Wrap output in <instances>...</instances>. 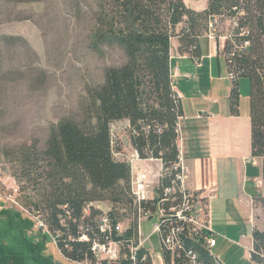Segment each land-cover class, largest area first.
<instances>
[{
  "label": "trees",
  "instance_id": "1",
  "mask_svg": "<svg viewBox=\"0 0 264 264\" xmlns=\"http://www.w3.org/2000/svg\"><path fill=\"white\" fill-rule=\"evenodd\" d=\"M223 19L230 21V31L216 33ZM209 32L216 39L226 37L232 114L240 112L239 79L250 80L251 157L261 159L264 184V0H207L202 11L188 7L185 0H102L93 39L98 44L117 42L126 62L108 67L104 81L87 88L80 114L54 123L44 148L34 141L3 151L22 192H35L29 204L60 231L58 247L65 258L95 259L92 242L79 239L80 226L89 223L91 235L104 238L97 226L103 210L91 205L101 201L111 205L108 215L115 223L128 226L113 234L115 240L126 243V258L114 264H133L128 245L137 239V224L131 167L114 156L110 127L115 121L128 120L136 130L131 143L142 157L152 152L167 163L175 161L183 108L173 87L171 38H178L181 53L196 59L200 57L198 40ZM154 127L164 128L158 133ZM254 198L264 206V194ZM87 206L89 214L84 213ZM252 236V257L264 264V230L255 227ZM187 247L197 252L199 264H223L202 241L187 240ZM144 256L146 250L140 249L138 264H152ZM185 260L180 259V264Z\"/></svg>",
  "mask_w": 264,
  "mask_h": 264
},
{
  "label": "rangeland",
  "instance_id": "2",
  "mask_svg": "<svg viewBox=\"0 0 264 264\" xmlns=\"http://www.w3.org/2000/svg\"><path fill=\"white\" fill-rule=\"evenodd\" d=\"M101 1L0 0V212L14 213L19 221L22 220L21 223L26 229L24 232L0 224L1 235V230L4 235L6 232L8 235L16 234L10 238H3L0 248L7 249L11 254L0 259V264H72L60 256L59 241L55 242L53 232L39 229L35 220L29 216L27 210L32 211L35 207L31 206L28 200L35 195V192L31 189L22 192L19 182L13 176L14 170L5 159L3 151L6 147H19L34 141H37L40 148H44L54 123L62 119L77 118L80 114L81 103L87 96V88L102 83L108 67L120 66L126 62L127 56L117 42L98 44L93 39L92 29ZM196 1L199 8L207 2V0ZM229 28L230 21L223 19L216 33L226 34L230 31ZM210 29L214 30L211 27ZM202 46L204 54L202 66H198L193 58L188 56L181 60L174 58L172 62L173 67L178 65L182 72L193 75L187 80L182 75L184 73H181L175 75L174 79V83L185 96L183 98L185 111L188 115L194 112L195 117L198 112L207 115L218 112L220 115L218 120H225L220 134L225 145L234 148L233 132L236 130L235 132L240 134V146L245 143L246 149L250 152V127L247 129L232 127L231 122L226 119L230 114H224L230 111L227 89L231 85V79L226 69L223 51L221 49L220 57H210L209 46H205L204 40ZM183 85L187 91L182 87ZM239 91L241 117L248 120L250 96L248 78L239 79ZM195 97L198 99L197 102H193ZM211 99L213 103H217L212 104ZM200 116L203 114L201 113ZM186 121L187 115L181 122L182 135L180 134L185 158L194 159L198 154H207L208 135L214 132L213 127L211 130L202 127L199 133L192 134L191 127H188L191 123ZM119 122H113L111 127L114 124L117 126ZM199 141L203 146L199 145ZM111 144L115 150V144ZM239 152L241 148L228 159L217 158L219 160L217 196L220 199L218 202L226 207L219 216L224 225L235 224L241 228L244 237H250L253 224L264 230V206L260 200L254 198L264 194V184L262 179H257L258 161L255 159L246 158L248 161L244 174L245 166L240 165ZM257 160L261 162V159ZM9 193L14 194L16 199L4 200L2 195ZM95 203L101 204L103 208L111 206L108 202ZM218 211L216 204L215 207L212 206V220L217 219ZM21 213L26 214L30 220L22 219ZM0 217H5V214H0ZM155 223L157 217L143 222L145 237L154 230ZM30 225L35 226L33 232L37 235H28L27 228ZM22 233H26L27 238L22 237ZM219 234L216 232V240L223 239ZM226 241L237 245L235 239L226 238ZM146 246L150 247L153 255L162 251L158 232L151 236L150 243ZM122 249L124 250V247ZM122 249L121 253L124 256ZM238 249L219 243L214 253L223 260H226L225 255H229L234 260L239 259L245 263L247 261L243 254L245 250ZM97 261L102 260L95 256L94 260L80 263L95 264ZM154 264L165 263L154 256Z\"/></svg>",
  "mask_w": 264,
  "mask_h": 264
},
{
  "label": "built area",
  "instance_id": "3",
  "mask_svg": "<svg viewBox=\"0 0 264 264\" xmlns=\"http://www.w3.org/2000/svg\"><path fill=\"white\" fill-rule=\"evenodd\" d=\"M211 27L213 26L211 25ZM210 33L214 37V34ZM178 97L181 99L180 93H178ZM120 124L121 126H119ZM163 128L154 127L158 133H161ZM150 129V127H146L147 131ZM135 132V128L131 127L128 120L120 121L117 126L114 124L111 127V140L115 144L114 156L128 162L131 167L130 185L134 200L137 239L128 245L130 258L133 264H138L137 252L144 249L147 255L144 256V260L150 258L153 262L155 256L165 264H180V259L186 258L183 264H198L197 258L193 257V253L187 248V241L182 240V233L191 234V240L202 241L206 247L216 246V232L213 230L210 220V200L215 197L217 189L215 187L197 189L190 186V196L185 197V206H176L175 190L174 186H171V173H180L183 175L184 181L189 179L181 147L177 145V159L170 163H167L161 156L154 157L152 152L149 156L142 157L131 143V134ZM178 134L180 137L181 129L179 127ZM125 146H129V148H125ZM2 196H4V200L13 201V198L16 199L12 193ZM91 205L103 210V213L97 218V226L100 233L104 234V238L91 235V226L89 223H85L80 226L79 239L92 242L91 249L94 256L102 260L95 264H103L104 261L107 264L118 263L126 258V255L122 256L121 253V249L126 243L115 240L113 234L122 232L124 225L121 222L115 223L108 215L109 209L102 208L101 204L92 203ZM27 212L35 220L39 229L47 232L52 231L55 242L61 240L60 231L49 227L39 209L33 208L32 211L27 210ZM84 213H90L89 206L84 209ZM156 217L157 223H155L154 230L148 237H145L143 222L151 221ZM156 226H163V233H158L162 251L153 255L146 245L150 243L151 236L156 233ZM167 256H170L169 260Z\"/></svg>",
  "mask_w": 264,
  "mask_h": 264
},
{
  "label": "crops",
  "instance_id": "4",
  "mask_svg": "<svg viewBox=\"0 0 264 264\" xmlns=\"http://www.w3.org/2000/svg\"><path fill=\"white\" fill-rule=\"evenodd\" d=\"M196 2H197L196 0H185V3L187 4L188 7L195 9L197 11L202 10V9L204 10L207 7V2L201 8H199L197 6ZM202 40L205 41L206 47L209 46V51H210L209 56L210 57H215V56L220 57L221 56V49L223 51V56H224V47H225L226 37L220 36L218 39H216V37H212L211 34L205 33L198 40L200 57L193 59L194 62L198 64V66H202L203 58H204ZM179 45H180V43H179V40L177 37L171 38L170 54H171V73H172V78H173V87L181 95V104H182V108H183V117L179 120V128L180 129L182 128L181 122L183 119H186V115H187V121L186 122L191 123V125L188 127H191L190 131L192 134L193 133H195V134L199 133L200 129L202 127L209 128L210 130L213 127V129H214V132H211L208 135L209 144H208L207 154L206 153L198 154V156H196V158H194V159H186L185 158L184 148H183L184 146L182 143V136H181V138L179 137V139L177 140V145L179 147H181V151L183 153L185 163L188 166L187 168H188V173H189V179H188L189 186H191L192 188H197V189H205V188L209 189L212 187H215L217 189V191L215 193V197L210 200V220H211V226H212L213 230L215 232H219L222 235L221 238H223V239H217V244H216V246H214L211 249V252L223 264H263V263H259V262L255 261L252 257V254H251V247H252V243H253L252 231H251L250 237H248V236L244 237V235L242 234V230L239 226H237L235 224L231 225L229 223L224 225V223H223V221L219 215H222L221 213H223L226 210V207L223 203L218 202L220 199L218 198L219 196H217L218 192H219V186H218L219 178L217 177L218 176L217 166L219 164V160L217 158L218 157L219 158L224 157V158L228 159L230 155L234 156L235 152L239 151V148H241V152H239V154H240L239 157L241 158V164L240 165H242V167L245 166V171H244V174H245L246 169H247V161H248L246 158H248V157H250V159L252 158L251 157V143H250V152H248V149H246L247 145H245V143L242 146H240L241 145L240 134L235 132L236 131L235 130L233 132V135H235L234 141H233L234 148L227 147L223 141V137L220 136L221 129L223 127V122L225 120L223 119L222 121H219L218 119H219L220 115L216 111L211 112L210 115L209 114L207 115V114H204L203 112H201L203 114V116H200L201 113L198 112L199 114L197 113L196 117L194 116L195 115L194 112H191L190 115H188V112L186 113L185 106L183 104V98L185 96L183 95L182 90L180 88H178L176 86V84L174 83L175 75H181V73H184V72H182L180 70V67L178 65L173 67L172 62L174 61V58L181 60V59L187 58V56L188 57H191V56L189 54H186V53L185 54L181 53L179 51ZM173 48H175V49H173ZM224 60H225V57H224ZM225 65H226L228 75L230 77L226 61H225ZM182 75L187 80L193 76L191 73H184ZM182 87L184 89H186V91H187V88L185 87V85H183ZM231 90H232V82H231V85L229 86V88L227 89L230 111L225 112L224 114L225 115L230 114L229 115L230 117L228 116V117H226V119H228V121L231 122L232 127H246V129H247V127H250V136H251V118H250L249 114H248V120H245V119H243V117H241L240 112L238 115L232 114V112H231V107H230ZM196 100H198L197 97H195L193 99V102H195ZM212 101H213V99L210 100V102L212 104L217 103V102L213 103ZM239 111H240V108H239ZM249 111H250V99H249ZM181 133H182V131H181ZM214 133H216V134H214ZM200 144L203 146V143H201L199 141V145ZM125 148H129V146L128 147L125 146ZM228 148H230L232 150H227ZM202 152H204V151H202ZM252 159H255L256 161H258V167H257L258 168V178L257 179H261V174H262L261 162L259 160H257L256 158H252ZM243 198H244V196H243ZM214 202H215L217 208L219 209V211L217 212V219L212 220L211 208H212V206L215 207ZM106 209H109V208H106ZM0 214H5V217H0V224L10 226L11 228L19 229L20 231L26 232L25 226L21 223L22 220L19 221L17 219V217L14 216V213L8 212V211H2V212H0ZM20 217L22 219L28 218L26 214L24 215L22 213H21ZM123 225H124V229H126L128 227V226H126L125 223H123ZM255 227L256 226L253 224L252 230ZM34 228H35L34 225H30L29 228H27L28 235H30V236L37 235V233L33 232ZM1 233H2V235L0 234V245L3 244V238H10V237L16 236V234L15 235H8L7 232L4 235L3 230H1ZM25 234L26 233H22L21 236L24 238H27ZM226 238L229 240L235 239L237 241L235 244H237V245H232V244L228 243V241H226ZM37 243H38V241H37ZM219 243L221 245L223 244L225 246H230L233 248H239L238 250H241L240 248H243L245 250V252H243V254L247 258V261L244 263L239 259L234 260L233 257H230L229 255H225V254L224 255H225L226 260H223L222 258L218 257L216 255V253H214V252H215V248L219 245ZM232 243H234V242H232ZM148 248L150 249V247H148ZM1 249L2 248H0V259H3L5 257H9V255L11 253L8 252L7 249H5V248L3 250H1ZM59 253H60V256L68 263L85 264V263L71 261V260L65 258L60 251H59ZM152 264H154V259H153Z\"/></svg>",
  "mask_w": 264,
  "mask_h": 264
},
{
  "label": "bare ground",
  "instance_id": "5",
  "mask_svg": "<svg viewBox=\"0 0 264 264\" xmlns=\"http://www.w3.org/2000/svg\"><path fill=\"white\" fill-rule=\"evenodd\" d=\"M171 186H174L176 206H185V197L190 196V186L188 184V181H184L183 175H181L180 173H171ZM156 232L163 233V226H156ZM182 240H191V234L182 233ZM187 248L190 249L191 253H193V257L197 258V262L199 264L200 262L197 252H195L192 247ZM208 248L212 249V247Z\"/></svg>",
  "mask_w": 264,
  "mask_h": 264
}]
</instances>
